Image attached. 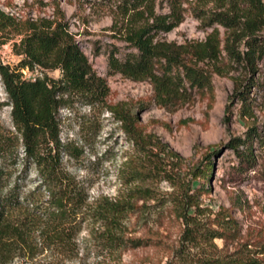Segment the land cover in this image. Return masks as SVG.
<instances>
[{
	"label": "rangeland",
	"instance_id": "1",
	"mask_svg": "<svg viewBox=\"0 0 264 264\" xmlns=\"http://www.w3.org/2000/svg\"><path fill=\"white\" fill-rule=\"evenodd\" d=\"M146 2L155 14L182 18L178 26L159 33L157 38L176 43L204 39L206 32L193 14L197 5L194 0ZM197 6L208 9L212 3L201 0ZM0 10L13 18L11 26L0 29L1 64L16 68L19 56L13 46L27 31V21L62 17L93 70L106 81L107 105L127 104L137 113L142 130L167 143L183 160L176 171L177 179L127 178L126 163L134 155V149L113 114L106 107L79 102L60 109L62 164L84 183L87 192V213L75 236L74 250L68 256L43 250L33 257L19 251L8 260H0V264H197L211 253H233L240 249L264 258V104L258 90L250 93L258 104L252 107L250 116H243L240 103L230 99L233 72L224 76L213 74V95L185 83L188 100L161 105L149 81H132L110 69L111 55L122 61L134 52L123 35L127 29L144 23L147 14L142 16V6L125 14L103 0H0ZM22 72L27 78L42 76L40 68ZM44 73L60 77L59 70ZM10 111L0 80V129L10 135L14 144L10 155L0 159V165L7 173V184L17 182L27 193L38 184L37 173L24 156ZM251 126L257 128L259 136L252 146L256 164L248 168L230 144L238 137L244 138ZM208 160L212 162L209 180H193L192 169ZM189 185L199 209L187 208L188 203H184ZM103 199L131 205L116 229L122 241H126L120 246L106 241L108 225L94 214ZM221 210L225 212L219 214ZM183 213L189 215L188 221L199 224L202 234L209 228L222 230L223 238H214L211 241L214 246L206 242L193 247L184 240L187 224ZM130 239L148 242L134 247Z\"/></svg>",
	"mask_w": 264,
	"mask_h": 264
},
{
	"label": "trees",
	"instance_id": "2",
	"mask_svg": "<svg viewBox=\"0 0 264 264\" xmlns=\"http://www.w3.org/2000/svg\"><path fill=\"white\" fill-rule=\"evenodd\" d=\"M103 1L113 3L125 14L142 6V16L147 14L144 23L127 29L123 35L134 52L128 53L122 61L111 55L108 64L110 69L132 81H149L159 104L188 100L185 83L213 95V74L224 76L232 72L235 75L230 76L233 84L230 99L240 103L241 114L250 116L252 107L258 105L250 96L255 89L264 104V0H206L212 3L208 9L197 6L201 0H194L197 5L193 14L206 34L203 40L184 43L157 38L159 33L178 26L181 17L155 14L146 0ZM12 24L13 18L0 10V29ZM25 24L27 31L13 46L19 56L18 64L12 68L0 63V80L11 107L12 126L20 135L25 158L35 166L38 184L27 193L17 182L9 186L7 173L0 165V260H8L12 253L19 251L33 257L43 250H55L67 256L74 250L75 236L87 213V192L84 183L62 164L60 109L79 102L106 107L113 114L134 149V155L126 163L127 178L138 181L145 177L177 179L176 171L183 161L167 143L142 130L137 113L127 104L107 105L106 81L93 70L62 17ZM35 68L42 69L41 77L23 75V69L32 72ZM49 70H59L60 77L52 78L44 73ZM258 136L257 128L251 126L244 138L238 137L230 144L248 168L256 164L252 146ZM11 140L10 135L0 129V159L10 155L14 145ZM211 168L212 162L204 161L190 174L193 180L208 181ZM186 192L187 208L199 209L190 185ZM130 206L108 199L96 206L94 214L108 225L104 237L110 245L120 246L126 242L116 229ZM224 212L221 210L219 214ZM181 216L187 224L184 240L193 247L223 238L224 231L209 228L202 234L199 224L188 221L187 213ZM221 220H226L224 214ZM129 241L134 247L148 242ZM250 253L243 249L218 255L211 253L197 264H264V258Z\"/></svg>",
	"mask_w": 264,
	"mask_h": 264
}]
</instances>
